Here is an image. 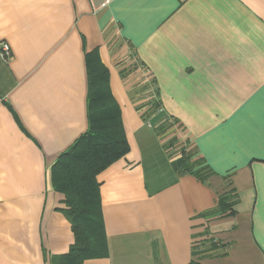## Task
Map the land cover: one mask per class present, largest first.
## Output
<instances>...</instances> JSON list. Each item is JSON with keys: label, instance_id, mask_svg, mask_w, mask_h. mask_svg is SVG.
<instances>
[{"label": "crops", "instance_id": "1", "mask_svg": "<svg viewBox=\"0 0 264 264\" xmlns=\"http://www.w3.org/2000/svg\"><path fill=\"white\" fill-rule=\"evenodd\" d=\"M1 42L0 264L75 241L51 168L90 127V58L130 148L97 176L107 253L82 264H264V0H0Z\"/></svg>", "mask_w": 264, "mask_h": 264}, {"label": "trees", "instance_id": "2", "mask_svg": "<svg viewBox=\"0 0 264 264\" xmlns=\"http://www.w3.org/2000/svg\"><path fill=\"white\" fill-rule=\"evenodd\" d=\"M108 79L107 68L100 61L95 63L90 58V127L60 155L61 158L51 168L55 189L66 197V207L62 212L71 222L75 241L68 253L53 255L50 264H82L86 259L105 256L107 253L97 176L124 157L130 148ZM152 107L157 111L161 107L159 100L154 101ZM174 124L175 121L170 120L158 132L164 133ZM172 165L179 174L191 173L202 179H206L210 173V168L199 159L193 160L191 154L183 153ZM236 202V195L232 192L220 195V212L233 213Z\"/></svg>", "mask_w": 264, "mask_h": 264}, {"label": "built area", "instance_id": "3", "mask_svg": "<svg viewBox=\"0 0 264 264\" xmlns=\"http://www.w3.org/2000/svg\"><path fill=\"white\" fill-rule=\"evenodd\" d=\"M0 56L6 61L10 60V58L12 57V50L9 43H0Z\"/></svg>", "mask_w": 264, "mask_h": 264}, {"label": "rangeland", "instance_id": "4", "mask_svg": "<svg viewBox=\"0 0 264 264\" xmlns=\"http://www.w3.org/2000/svg\"><path fill=\"white\" fill-rule=\"evenodd\" d=\"M59 158H61L60 155L58 156V158H57L56 160H58ZM77 162H79V161H77ZM78 164H81V163L79 162ZM79 167H80V165L78 166V168H79ZM78 168H77V169H78Z\"/></svg>", "mask_w": 264, "mask_h": 264}]
</instances>
